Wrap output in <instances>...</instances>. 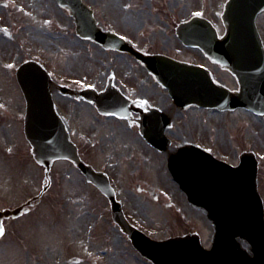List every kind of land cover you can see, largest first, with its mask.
I'll use <instances>...</instances> for the list:
<instances>
[{
  "label": "rangeland",
  "instance_id": "374dc122",
  "mask_svg": "<svg viewBox=\"0 0 264 264\" xmlns=\"http://www.w3.org/2000/svg\"><path fill=\"white\" fill-rule=\"evenodd\" d=\"M226 1L83 0L102 29L117 33L135 49L201 65L214 81L236 91L227 70L182 46L175 35L181 21L203 16L222 36ZM0 27L14 34L11 40L0 36V210L24 204L49 183L27 214L4 222L0 264H152L113 223L108 200L70 162H54L46 178L44 168L34 161L23 133L25 102L14 76L27 60L44 66L54 85L100 92L111 80L132 100L168 116L170 145L159 153L145 143L136 126L115 121L111 125L91 104L62 99L52 89L57 112L81 156L108 174L127 219L150 237L163 240L194 233L204 248L211 245L213 228L204 211L186 202L166 169L168 155L182 146H198L233 166L243 153L252 152L258 159L256 184L264 205V116L241 109L175 107L134 59L78 38L73 19L55 0H0ZM20 27L26 30L25 40L19 37ZM257 28L264 43V12L257 17ZM136 184L154 188L159 201L137 193Z\"/></svg>",
  "mask_w": 264,
  "mask_h": 264
},
{
  "label": "water",
  "instance_id": "95a60500",
  "mask_svg": "<svg viewBox=\"0 0 264 264\" xmlns=\"http://www.w3.org/2000/svg\"><path fill=\"white\" fill-rule=\"evenodd\" d=\"M56 2L69 11L81 38L90 39L104 48L131 51L121 39L97 28L92 11L81 0ZM262 10L264 0H228L222 15L225 35L221 39L217 38L211 25L200 18L180 24L176 30L185 46L200 48L205 55L230 70L239 84L237 93L215 85L201 68L162 56L139 53L134 56L145 64L180 107L191 104L218 110L242 107L264 114V49L255 27L256 15ZM16 78L27 103L24 132L33 147L35 159L47 167L58 158L76 163L86 179L109 198L114 222L128 234L142 256L153 264H264L263 212L255 190L256 162L252 156L244 155L239 167L234 169L199 149L179 150L169 160L168 168L188 201L206 210L214 226L212 247L204 250L194 236L156 242L125 221L105 177L79 161L64 125L55 113L46 72L38 64L28 62L17 70ZM109 96L121 100L113 90L100 94L96 103L103 113L110 110ZM144 119L143 137L152 146L164 150L169 143L164 136L168 120L158 111L150 112ZM20 210L0 212V235L1 218L17 216ZM237 239L250 245L252 257L240 248Z\"/></svg>",
  "mask_w": 264,
  "mask_h": 264
},
{
  "label": "flooded vegetation",
  "instance_id": "af4514ba",
  "mask_svg": "<svg viewBox=\"0 0 264 264\" xmlns=\"http://www.w3.org/2000/svg\"><path fill=\"white\" fill-rule=\"evenodd\" d=\"M113 118V117H112ZM111 119V118H110ZM113 119H116L117 121H118V119L117 118H113Z\"/></svg>",
  "mask_w": 264,
  "mask_h": 264
},
{
  "label": "bare ground",
  "instance_id": "6f19581e",
  "mask_svg": "<svg viewBox=\"0 0 264 264\" xmlns=\"http://www.w3.org/2000/svg\"><path fill=\"white\" fill-rule=\"evenodd\" d=\"M241 244V243H240Z\"/></svg>",
  "mask_w": 264,
  "mask_h": 264
}]
</instances>
